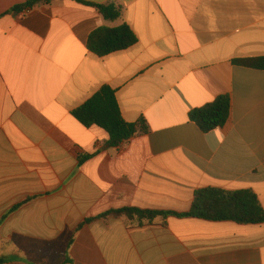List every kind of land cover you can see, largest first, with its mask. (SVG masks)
I'll list each match as a JSON object with an SVG mask.
<instances>
[{"label": "crops", "instance_id": "crops-1", "mask_svg": "<svg viewBox=\"0 0 264 264\" xmlns=\"http://www.w3.org/2000/svg\"><path fill=\"white\" fill-rule=\"evenodd\" d=\"M30 1L0 0V258L264 264V224L174 215L190 212L207 188L250 190L264 209V70L239 64L264 57V0H52L27 15L17 9ZM80 1L113 4L122 16L108 21ZM123 24L135 45L103 57L89 51L94 31ZM103 86L116 91L124 120H144L147 133L111 148L103 129L72 115ZM220 96L231 99L229 121L205 134L190 114ZM124 208L172 214L79 228Z\"/></svg>", "mask_w": 264, "mask_h": 264}, {"label": "trees", "instance_id": "trees-1", "mask_svg": "<svg viewBox=\"0 0 264 264\" xmlns=\"http://www.w3.org/2000/svg\"><path fill=\"white\" fill-rule=\"evenodd\" d=\"M50 3L52 0H34L17 7L18 10L32 8L39 2ZM86 7L93 8L108 21H116L122 16V10L113 4L101 5L91 2H82ZM138 42V38L131 28L123 24L117 28H101L94 31L88 38V49L103 57L109 54L129 49ZM240 65L264 70V57L239 62ZM231 114V99L229 96H220L213 103L195 109L190 114V120L200 130L208 134L224 127ZM72 115L86 128L98 126L109 136L108 147L119 148L138 134L148 132L144 120L138 123H127L121 113L116 91L109 86H103L85 104L72 112ZM89 157L84 158L87 160ZM81 160L80 163H83ZM32 199L27 200L26 202ZM25 202V203H26ZM22 204L14 207L16 211ZM168 212L124 208L109 211L99 217L87 219L86 224L98 219L124 217L128 222L153 224L158 217L171 215ZM178 217H194L208 221H233L243 225L264 224V209L257 196L250 190L224 191L216 188L202 189L196 192L191 211L184 214H174ZM8 261L0 258V264Z\"/></svg>", "mask_w": 264, "mask_h": 264}, {"label": "rangeland", "instance_id": "rangeland-1", "mask_svg": "<svg viewBox=\"0 0 264 264\" xmlns=\"http://www.w3.org/2000/svg\"><path fill=\"white\" fill-rule=\"evenodd\" d=\"M3 211H2V209H0V213H2ZM14 237H15V235H14ZM12 243H15L14 242V238H13V242ZM7 245V247H10L11 246V243H10V241H8V242H2L1 243V247H3V248H5V246ZM9 249V248H8ZM12 249V248H11ZM10 254V253H9Z\"/></svg>", "mask_w": 264, "mask_h": 264}, {"label": "built area", "instance_id": "built-area-1", "mask_svg": "<svg viewBox=\"0 0 264 264\" xmlns=\"http://www.w3.org/2000/svg\"><path fill=\"white\" fill-rule=\"evenodd\" d=\"M30 11H31V8H27V9H25V11H24V15H27V14H29V13H30Z\"/></svg>", "mask_w": 264, "mask_h": 264}]
</instances>
